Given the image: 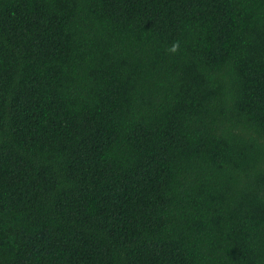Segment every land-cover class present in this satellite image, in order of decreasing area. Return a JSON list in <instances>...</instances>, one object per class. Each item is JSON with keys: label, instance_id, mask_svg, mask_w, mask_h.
Segmentation results:
<instances>
[{"label": "trees", "instance_id": "1", "mask_svg": "<svg viewBox=\"0 0 264 264\" xmlns=\"http://www.w3.org/2000/svg\"><path fill=\"white\" fill-rule=\"evenodd\" d=\"M0 264H264V0H0Z\"/></svg>", "mask_w": 264, "mask_h": 264}]
</instances>
